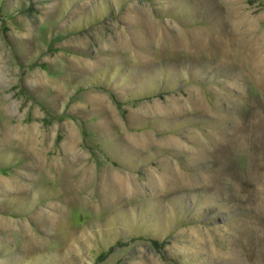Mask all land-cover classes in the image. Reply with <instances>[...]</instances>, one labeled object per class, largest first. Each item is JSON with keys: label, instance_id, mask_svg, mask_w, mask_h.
Wrapping results in <instances>:
<instances>
[{"label": "rangeland", "instance_id": "rangeland-1", "mask_svg": "<svg viewBox=\"0 0 264 264\" xmlns=\"http://www.w3.org/2000/svg\"><path fill=\"white\" fill-rule=\"evenodd\" d=\"M0 264H264V0H0Z\"/></svg>", "mask_w": 264, "mask_h": 264}, {"label": "bare ground", "instance_id": "bare-ground-1", "mask_svg": "<svg viewBox=\"0 0 264 264\" xmlns=\"http://www.w3.org/2000/svg\"><path fill=\"white\" fill-rule=\"evenodd\" d=\"M115 181H116V183H117V182H119V180H118V178H117V177H115ZM116 185H117V184H116Z\"/></svg>", "mask_w": 264, "mask_h": 264}]
</instances>
